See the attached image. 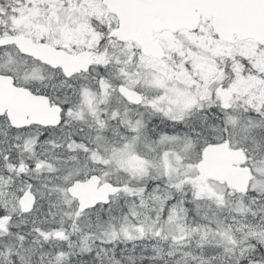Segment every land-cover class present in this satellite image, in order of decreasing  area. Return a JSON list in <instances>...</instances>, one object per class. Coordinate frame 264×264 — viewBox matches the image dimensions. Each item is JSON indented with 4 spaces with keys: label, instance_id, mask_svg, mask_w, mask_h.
<instances>
[{
    "label": "snow or ice",
    "instance_id": "1",
    "mask_svg": "<svg viewBox=\"0 0 264 264\" xmlns=\"http://www.w3.org/2000/svg\"><path fill=\"white\" fill-rule=\"evenodd\" d=\"M0 264H264V0H0Z\"/></svg>",
    "mask_w": 264,
    "mask_h": 264
}]
</instances>
